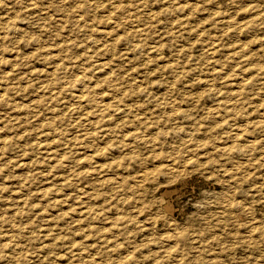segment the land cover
Instances as JSON below:
<instances>
[{
    "label": "rangeland",
    "instance_id": "374dc122",
    "mask_svg": "<svg viewBox=\"0 0 264 264\" xmlns=\"http://www.w3.org/2000/svg\"><path fill=\"white\" fill-rule=\"evenodd\" d=\"M0 264H264V0H0Z\"/></svg>",
    "mask_w": 264,
    "mask_h": 264
},
{
    "label": "bare ground",
    "instance_id": "6f19581e",
    "mask_svg": "<svg viewBox=\"0 0 264 264\" xmlns=\"http://www.w3.org/2000/svg\"><path fill=\"white\" fill-rule=\"evenodd\" d=\"M110 12H112V11H110ZM108 13H109V12H108ZM4 18H6V16H5ZM110 21H112V20H110ZM138 29H139V28H138ZM138 29H137V30H138ZM141 31H142V30H141ZM133 32H135V31H133ZM133 32H132V33H133ZM143 33H144V32H143ZM138 35H139V33H138ZM141 35H142V34H141ZM138 45H139V44H138ZM213 45H214V44H213ZM133 46H134V45H133ZM134 47H135V46H134ZM208 49H209V48H208ZM209 50H211V49H209ZM211 52H212V51H211ZM99 61H100V60H99ZM105 61H106V60H105ZM101 63H102V62H101ZM101 63H100V64H101ZM106 63H107V62H106ZM106 63H105V64H106ZM100 64H98V65H100ZM102 64H103V63H102ZM104 66H105V65H104ZM109 66H110V65H109ZM215 66H216V65H215ZM215 66H214V67H215ZM96 67H97V66H96ZM105 67H106V66H105ZM109 68H110V67H109ZM98 69H99V67H98ZM100 69H101V68H100ZM102 69H103V68H102ZM212 69H213V68H212ZM95 70H96V69H95ZM103 70H104V69H103ZM214 70H215V68H214ZM96 71H97V70H96ZM217 71H218V70H217ZM217 71H215V72H217ZM97 72H98V71H97ZM97 72H96V73H97ZM101 72H102V71H101ZM105 72H106V71H105ZM212 72H213V71H212ZM102 73H103V72H102ZM106 74H107V73H106ZM239 74H240V73H239ZM232 76H233V75H232ZM240 76H241V74H240ZM243 76H245V75H243ZM223 77H225L224 74H223ZM223 77H222V78H223ZM234 77H235V76H234ZM236 77L238 78V75H237ZM245 77H246V76H245ZM245 77H243L244 80H246ZM109 78H110V77H109ZM237 78H236V80H237ZM247 78H248V77H247ZM241 79H242V78H241ZM107 80H108V79H107ZM111 80H113V79H111ZM231 80H232V79H231ZM222 81H223V80H221V83H222ZM234 81H235V80H234ZM237 81H238V80H237ZM225 82H227V81H225ZM225 82H224V83H225ZM230 82H231V81H230ZM238 82L240 83L241 80H239ZM238 82H237V83H238ZM244 84H245V83H244ZM224 85L226 86V83H225ZM237 85H239V84H237ZM228 86H229V85H228ZM239 86H240V85H239ZM242 86H243V84H242ZM244 86H245V85H244ZM44 87H45V86H44ZM239 88H241V87H239ZM216 91H217V90H216ZM45 92H46V91H45ZM77 94H79V92H78ZM89 94H90V93H89ZM91 94H92V93H91ZM91 94H90V95H91ZM82 95H83V94H82ZM86 95H87V94H86ZM86 95H85V96H86ZM76 96H77V99H78V97L81 98V96H78V95H76ZM87 96H89V95H87ZM87 96H86V97H87ZM106 96H107V95H106ZM71 97H72V96H71ZM89 97H90V96H89ZM91 97H92V96H91ZM72 99H73V98H72ZM74 99H75V98H74ZM104 99H106V98L104 97ZM79 100H80V99H79ZM94 101H95V100H94ZM102 101H103V100H102ZM110 101H111V100H110ZM71 102H72V101H71ZM83 102H84V101H83ZM87 102H88V101H87ZM107 102H108V101H107ZM78 103H79V102H78ZM88 103L90 104L91 102H88ZM99 103H100V102H99ZM99 103H98V104H99ZM105 103H106V102H105ZM105 103H103L102 105H104ZM74 104H75V103H74ZM81 104H82V103H81ZM91 104H92V103H91ZM110 104H111V103H110ZM70 105H72V104H70ZM75 105H76V104H75ZM82 105H83V104H82ZM87 105H88V104H87ZM93 105H94V104H93ZM99 105L101 106V104H99ZM77 106H78V105H77ZM97 106H98V105H97ZM110 106H111V105H110ZM67 107H68V106H67ZM72 107H73V106H72ZM83 107H84V106H83ZM89 107H90V106H89ZM105 107H108V105L105 106ZM105 107H103V108H105ZM111 107H112V106H111ZM111 107H110V110L113 109V108L111 109ZM97 108H99V107H97ZM97 108H96V109H97ZM71 109H72V108H71ZM85 109H86V108H85ZM88 109H89V108H88V106H87V111H88ZM81 110H83V108H80V112L82 113ZM94 110H95V108H94ZM94 110H93V111H94ZM107 110H108V109H107ZM107 110L104 109L103 111H101V110H100V111L103 112L102 114H105L104 111H106V113H107ZM72 111H73V109H72ZM78 111H79V110H78ZM108 111H109V110H108ZM70 112H71V111H70ZM76 112H77V110H76ZM80 112H79V113H80ZM84 112H85V111H84ZM88 112H89V111H88ZM90 112H92V111H90ZM96 112H97V111H96ZM109 112H110V111H109ZM72 113H73V112H72ZM81 113H80V114H81ZM77 114H78V113H77ZM80 114H79V115H80ZM85 114H87V113H86V112H85L84 114L82 113V115H85ZM90 114H91V113H90ZM96 114H97V113H96ZM75 115H76V114H75ZM94 115H95V114H94ZM97 116H99V115H96V117H97ZM101 116H102V115H101ZM103 116H104V115H103ZM107 116H108V115H107ZM76 117H77V116H76ZM78 118H80V116H79ZM85 118H86V117H85ZM102 118H104V117H102ZM75 119H76V118H74V120H75ZM80 119H81V118H80ZM82 119H83V118H82ZM82 119H81V120H82ZM93 119H94V118H93ZM87 120H88V119H87ZM103 120H104V119H103ZM77 121H78V120H77ZM83 121H84V120H83ZM80 123H82V122H80ZM87 124H89V123H87ZM93 124H94V123H93ZM77 125H78V123H77ZM80 125H81V124H80ZM82 126H83V125H82ZM237 133H238V132H237ZM232 137L235 138L234 136H232ZM66 143H67V142H66ZM63 145H64V144H63ZM42 147H43V146H42ZM45 147H46V146H45ZM47 147H48V146H47ZM49 147H50V146H49ZM46 150H47V149H46ZM47 151H49V150H47ZM47 151H46V152H47ZM49 154H50V153H49ZM53 154H54V153H53ZM50 156H51V155H50ZM62 158H63V157H62ZM22 165H23V164H22ZM166 208H167V207H166ZM169 212H170V211H169ZM250 231H252V230H250ZM251 233H252V232H251ZM252 235H253V234H252ZM79 252H80V251H79ZM82 253H83V252H82ZM79 254H80V253H79ZM83 254H84V253H83ZM90 258H91V257H90Z\"/></svg>",
    "mask_w": 264,
    "mask_h": 264
}]
</instances>
